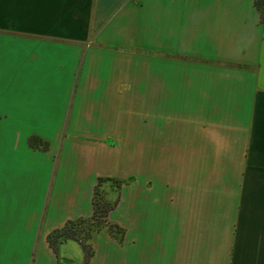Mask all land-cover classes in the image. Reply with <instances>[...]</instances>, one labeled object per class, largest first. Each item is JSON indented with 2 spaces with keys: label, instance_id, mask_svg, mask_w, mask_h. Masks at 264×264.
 Masks as SVG:
<instances>
[{
  "label": "crops",
  "instance_id": "1",
  "mask_svg": "<svg viewBox=\"0 0 264 264\" xmlns=\"http://www.w3.org/2000/svg\"><path fill=\"white\" fill-rule=\"evenodd\" d=\"M98 177L122 234L90 264H264L254 0H0V264H81L46 236Z\"/></svg>",
  "mask_w": 264,
  "mask_h": 264
},
{
  "label": "trees",
  "instance_id": "2",
  "mask_svg": "<svg viewBox=\"0 0 264 264\" xmlns=\"http://www.w3.org/2000/svg\"><path fill=\"white\" fill-rule=\"evenodd\" d=\"M254 5L259 11L260 20L264 19V0H254ZM27 142L31 146L41 145V141L37 140L34 136L27 138ZM42 146H45L43 144ZM113 182L116 187V193L114 198L111 200L107 196L99 202L96 198L97 189L102 187L105 182ZM123 180L112 178V177H98L93 195L91 198L92 213L89 217H78L76 219H68L65 223L59 227L51 230L47 236V242L49 246L56 252L57 245L59 242L72 238L76 240L82 249L83 259L81 264H90V258L93 253L91 244L88 242V239L91 237L92 233L101 230L102 228L114 236L117 239H120L122 234V229L116 223L109 222L106 215L107 212L114 207L118 200V190ZM82 233V237L80 236Z\"/></svg>",
  "mask_w": 264,
  "mask_h": 264
},
{
  "label": "rangeland",
  "instance_id": "3",
  "mask_svg": "<svg viewBox=\"0 0 264 264\" xmlns=\"http://www.w3.org/2000/svg\"><path fill=\"white\" fill-rule=\"evenodd\" d=\"M112 192L113 197L115 196L116 193V187L115 184L113 182H105L102 187H99L97 189V200L99 202H101L105 196H108V194ZM80 236L82 237V233H80ZM78 260H75V258H71L70 263L71 264H78L79 262H77Z\"/></svg>",
  "mask_w": 264,
  "mask_h": 264
}]
</instances>
